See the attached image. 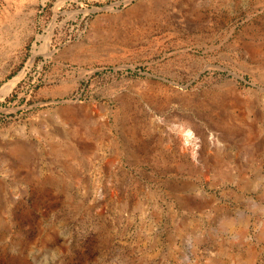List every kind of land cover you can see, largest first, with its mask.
Segmentation results:
<instances>
[{
    "label": "rangeland",
    "instance_id": "1",
    "mask_svg": "<svg viewBox=\"0 0 264 264\" xmlns=\"http://www.w3.org/2000/svg\"><path fill=\"white\" fill-rule=\"evenodd\" d=\"M0 264H264V0H0Z\"/></svg>",
    "mask_w": 264,
    "mask_h": 264
},
{
    "label": "bare ground",
    "instance_id": "2",
    "mask_svg": "<svg viewBox=\"0 0 264 264\" xmlns=\"http://www.w3.org/2000/svg\"><path fill=\"white\" fill-rule=\"evenodd\" d=\"M10 87V86H9ZM182 136V137H181ZM180 137L184 140V143L183 145H185V147H188L189 148V145L191 146L193 144L192 147H194L196 144V142H194V138L192 136V134L190 132H187L186 134H182ZM180 138V139H181ZM180 141V140H179ZM189 143V144H188ZM195 144V145H194ZM182 145V144H181ZM196 147V146H195ZM191 148V147H190ZM197 148V147H196ZM193 149V148H192ZM188 150V149H187Z\"/></svg>",
    "mask_w": 264,
    "mask_h": 264
}]
</instances>
